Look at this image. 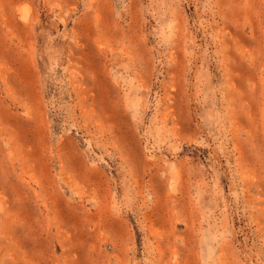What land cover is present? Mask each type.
<instances>
[{"label": "rangeland", "instance_id": "374dc122", "mask_svg": "<svg viewBox=\"0 0 264 264\" xmlns=\"http://www.w3.org/2000/svg\"><path fill=\"white\" fill-rule=\"evenodd\" d=\"M0 264H264V0H0Z\"/></svg>", "mask_w": 264, "mask_h": 264}]
</instances>
